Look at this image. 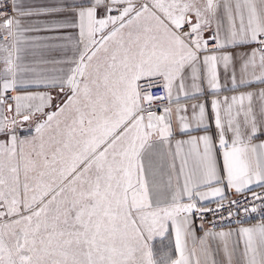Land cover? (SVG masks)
I'll use <instances>...</instances> for the list:
<instances>
[{
  "label": "snow or ice",
  "instance_id": "1",
  "mask_svg": "<svg viewBox=\"0 0 264 264\" xmlns=\"http://www.w3.org/2000/svg\"><path fill=\"white\" fill-rule=\"evenodd\" d=\"M0 264H264V0H0Z\"/></svg>",
  "mask_w": 264,
  "mask_h": 264
},
{
  "label": "built area",
  "instance_id": "2",
  "mask_svg": "<svg viewBox=\"0 0 264 264\" xmlns=\"http://www.w3.org/2000/svg\"><path fill=\"white\" fill-rule=\"evenodd\" d=\"M255 190H256L257 192L261 191V189H259V188H256ZM230 198H236V197H232V196L230 195ZM210 206H211V207H215V205H210ZM253 217H255V214H253ZM209 219H211V216L209 217ZM253 220H256V219H255V218H250V219L248 220V222L253 221ZM196 223L199 224V220H197Z\"/></svg>",
  "mask_w": 264,
  "mask_h": 264
},
{
  "label": "crops",
  "instance_id": "3",
  "mask_svg": "<svg viewBox=\"0 0 264 264\" xmlns=\"http://www.w3.org/2000/svg\"><path fill=\"white\" fill-rule=\"evenodd\" d=\"M256 222V220H253V221H250V222H248V223H255ZM197 224V223H196ZM199 224H197V226H198Z\"/></svg>",
  "mask_w": 264,
  "mask_h": 264
}]
</instances>
